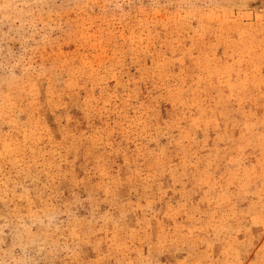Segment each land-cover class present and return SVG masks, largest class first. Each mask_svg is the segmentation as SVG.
I'll return each mask as SVG.
<instances>
[{"label":"rangeland","instance_id":"1","mask_svg":"<svg viewBox=\"0 0 264 264\" xmlns=\"http://www.w3.org/2000/svg\"><path fill=\"white\" fill-rule=\"evenodd\" d=\"M0 264H264V0H0Z\"/></svg>","mask_w":264,"mask_h":264}]
</instances>
